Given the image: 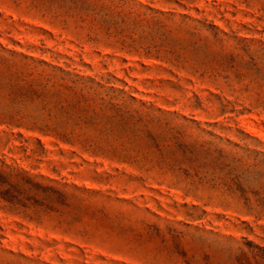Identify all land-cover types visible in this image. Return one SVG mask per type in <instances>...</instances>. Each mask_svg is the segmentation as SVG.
Masks as SVG:
<instances>
[{
	"label": "rangeland",
	"instance_id": "374dc122",
	"mask_svg": "<svg viewBox=\"0 0 264 264\" xmlns=\"http://www.w3.org/2000/svg\"><path fill=\"white\" fill-rule=\"evenodd\" d=\"M0 171V264H264V0H0Z\"/></svg>",
	"mask_w": 264,
	"mask_h": 264
},
{
	"label": "trees",
	"instance_id": "16d2710c",
	"mask_svg": "<svg viewBox=\"0 0 264 264\" xmlns=\"http://www.w3.org/2000/svg\"><path fill=\"white\" fill-rule=\"evenodd\" d=\"M10 189L11 184L9 182V176L6 173L0 171V199L12 203V201L15 199V196L10 194Z\"/></svg>",
	"mask_w": 264,
	"mask_h": 264
}]
</instances>
